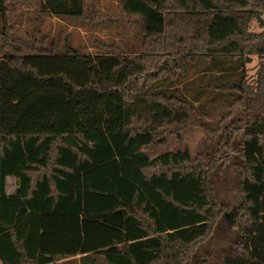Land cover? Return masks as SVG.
<instances>
[{"label": "trees", "instance_id": "obj_1", "mask_svg": "<svg viewBox=\"0 0 264 264\" xmlns=\"http://www.w3.org/2000/svg\"><path fill=\"white\" fill-rule=\"evenodd\" d=\"M12 2L0 0V264H59L100 247L106 227L107 264H201L198 248L223 214L214 174L233 156L239 239L223 264H264V63L256 88L244 80L251 57L264 59V31L250 32L254 19L264 29V0H120L141 17L135 55L23 54ZM40 12L83 18L86 0H42ZM200 65L231 75L215 89L242 119L212 153L151 159L168 136L207 127L174 87ZM43 240L53 250L42 252ZM93 255L80 258L99 264Z\"/></svg>", "mask_w": 264, "mask_h": 264}, {"label": "rangeland", "instance_id": "obj_2", "mask_svg": "<svg viewBox=\"0 0 264 264\" xmlns=\"http://www.w3.org/2000/svg\"><path fill=\"white\" fill-rule=\"evenodd\" d=\"M9 7L10 10L14 9V5L10 4ZM40 7V0H28V3H21L15 13L11 10V18L16 26L15 38L22 41L20 46L23 54H60L70 48L92 55H135L143 51L141 17L127 14L120 0H86V13L83 18L53 17L42 14ZM262 18L264 20V12ZM263 31L257 20L251 21L250 32L258 34ZM263 63V58L252 56L251 62L245 66L244 80L251 88L257 86L258 73ZM203 70V65L193 68L189 76L174 87L179 91V95L194 103L198 108V117L207 127L189 128L182 133L180 139L168 136L149 152L151 159L167 152L185 149H188L193 157L212 153L218 149L226 129L235 120L242 119L243 108L232 104L233 98L229 93L215 89L216 86L230 82L231 75L216 71L202 74ZM237 75V78L242 76L240 73ZM238 161L236 156L231 157L223 162L214 174L215 194L222 204L223 214L212 234L198 248L196 255L201 264H223L232 244L239 239L238 230L232 224L235 211L242 205ZM16 189L17 179L9 177L8 194H14ZM113 228L110 235H114L121 242V230ZM106 229L107 227L104 229L103 244L100 247L90 248L76 255H66L74 258L60 259L59 264H90L80 258L87 253L94 254L99 264H107L104 253L111 250L105 242ZM50 250H53V246L45 244L43 240L42 252ZM60 252L62 253L61 250Z\"/></svg>", "mask_w": 264, "mask_h": 264}, {"label": "crops", "instance_id": "obj_3", "mask_svg": "<svg viewBox=\"0 0 264 264\" xmlns=\"http://www.w3.org/2000/svg\"><path fill=\"white\" fill-rule=\"evenodd\" d=\"M21 3H28V0H13V2L11 3V5H14V9H11L12 12L15 13V9L19 8L21 6ZM41 4H42V0H40V6Z\"/></svg>", "mask_w": 264, "mask_h": 264}]
</instances>
